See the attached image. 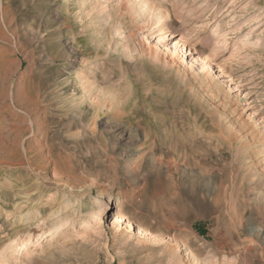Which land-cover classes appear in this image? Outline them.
Here are the masks:
<instances>
[{
  "label": "rangeland",
  "instance_id": "rangeland-1",
  "mask_svg": "<svg viewBox=\"0 0 264 264\" xmlns=\"http://www.w3.org/2000/svg\"><path fill=\"white\" fill-rule=\"evenodd\" d=\"M140 1L0 0V264H264V0Z\"/></svg>",
  "mask_w": 264,
  "mask_h": 264
},
{
  "label": "bare ground",
  "instance_id": "bare-ground-1",
  "mask_svg": "<svg viewBox=\"0 0 264 264\" xmlns=\"http://www.w3.org/2000/svg\"><path fill=\"white\" fill-rule=\"evenodd\" d=\"M142 6H146V7H148V10H150V9H152L153 7H154V3H153V7H152V4H150V1L149 0H141L140 2H139ZM171 34H169V36H170ZM166 36H167V34H166ZM59 37H62V34H60V36ZM163 41V40H162ZM162 41H161V43H162ZM200 57H199V60L200 61H204V65H210V60H207L208 59V57L205 55V54H200L199 55ZM220 73H223L222 71H220ZM44 116V115H43ZM38 117V116H37ZM45 117V116H44ZM44 117H42L41 115H40V117H38V118H36V120H35V122L34 123H32L33 125H37L38 126V128H39V132H40V141H41V145H43L42 147H44V149H45V154H46V156H50L51 155V151H50V149L48 148V147H46V145H48V144H46V143H44V138L46 137V136H48V134H47V128H48V121L46 120V118H44ZM125 132V131H124ZM46 139V138H45ZM47 142V141H46ZM173 161V163L172 162H170L169 160L167 161L166 159H165V161H162V160H160V161H157L156 162V165H157V168H159V169H163V168H167V169H171L172 170V168L173 167H176V168H178V167H181L180 169H181V171H182V173L183 174H185L186 173V170L187 169H185L186 168V163H181L180 161H179V159L178 158H176V159H172ZM49 161V160H48ZM50 162V161H49ZM175 168V169H176ZM55 172V171H54ZM174 172V171H173ZM178 172V171H177ZM179 173V172H178ZM54 174V173H53ZM56 174V173H55ZM178 180V179H177ZM177 183V182H176ZM23 203V202H22ZM25 204V203H24ZM52 216H49V218H51ZM126 222V223H128V227H130V228H133L134 227V224L133 223H135V222H133V220H131V219H129V218H127L122 212H118V214L115 216V220H114V225H116V226H121L122 224H123V222ZM138 228H136L134 231H136L137 232V234L138 235H140V236H144V235H149V236H151L152 234L151 233H149L148 232V230L146 231V229L145 228H143L142 226H137ZM259 227V226H258ZM255 228V229H253L252 231L254 232V233H257V235L258 234H260V227L259 228ZM253 234V233H252ZM251 234V235H252ZM256 235V234H255ZM264 235V234H263ZM259 236V235H258ZM257 236V237H258ZM262 236V235H261ZM261 238V237H260ZM259 238V239H260ZM163 241V240H162ZM260 242V241H259ZM181 246V245H180ZM181 249V248H180ZM184 251L185 252H187L188 250L187 249H184ZM191 252H188V253H185V255L184 256H186V257H191V255L192 254H190Z\"/></svg>",
  "mask_w": 264,
  "mask_h": 264
}]
</instances>
